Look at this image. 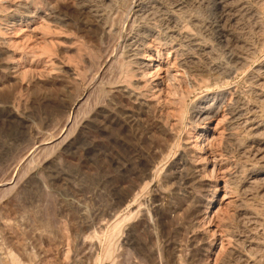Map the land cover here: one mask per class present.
I'll use <instances>...</instances> for the list:
<instances>
[{"label":"rangeland","instance_id":"rangeland-1","mask_svg":"<svg viewBox=\"0 0 264 264\" xmlns=\"http://www.w3.org/2000/svg\"><path fill=\"white\" fill-rule=\"evenodd\" d=\"M242 1L0 0V264H264V0Z\"/></svg>","mask_w":264,"mask_h":264},{"label":"bare ground","instance_id":"bare-ground-1","mask_svg":"<svg viewBox=\"0 0 264 264\" xmlns=\"http://www.w3.org/2000/svg\"><path fill=\"white\" fill-rule=\"evenodd\" d=\"M77 1V0H76ZM242 0H239V2H241ZM243 2V1H242ZM116 4V3H115ZM119 4V3H118ZM242 4V3H241ZM132 6H131V9L133 8V7H136L137 8V10H136V12H138V11H140L139 9H141L142 8V5H143V0H132V4H131ZM92 6V5H91ZM82 7V6H81ZM93 7V6H92ZM130 7V6H129ZM128 7V8H129ZM148 7V6H147ZM156 7V6H155ZM83 8V7H82ZM176 8V7H175ZM29 9H30V7H29ZM131 9L129 8V10H128V12L129 11H131ZM27 10V9H26ZM89 11H90V9H89ZM161 11V10H160ZM166 12V11H165ZM168 12V11H167ZM176 12V11H175ZM180 13V12H179ZM93 14V13H92ZM95 14V13H94ZM98 14V13H97ZM128 14V13H127ZM147 14V13H146ZM161 14V13H160ZM167 16V15H166ZM26 17V19H27V21H28V18H29V20H30V14L28 13V15L27 16H25ZM141 17V16H140ZM175 17V20H174V22L176 23V25H178L177 23H178V19H177V17L176 16H174ZM100 18V17H99ZM102 20V19H101ZM104 20V19H103ZM125 20V19H124ZM101 22V21H100ZM180 23V22H179ZM103 24V23H102ZM144 24V23H143ZM124 25V24H123ZM149 25V24H148ZM176 27H178V26H176ZM101 29H102V31H103V33H109L110 32V30L109 29H107V26L104 24V25H102L101 26ZM175 29V28H174ZM172 31V30H171ZM173 32V31H172ZM173 34V33H172ZM151 37H155V39H157V35H155V32L151 29V28H148V29H144V30H142V32L141 33H138L137 35H135V36H133V37H131L130 39L128 38V40H125L124 41V44H125V46L126 47H133V46H137V48L134 50V54H133V56H134V58H137L138 56H140V54H141V52H140V50H139V48L140 47H143L144 45H146V43H147V41L149 40V38H151ZM132 49V48H131ZM243 61L244 60H242V58H241V62L243 63ZM108 63H110V61H105V65H107ZM112 64V63H111ZM138 65H143V62H138L137 63ZM104 65V66H105ZM123 65V64H122ZM124 66V65H123ZM110 68V67H109ZM113 68V67H112ZM156 68L158 69L159 68V64L156 66ZM154 70V67L152 68V69H149L148 70V72H147V74L146 75H150L151 74V71H153ZM257 70V69H256ZM259 70H257V71H255V72H258ZM131 72H132V70H131ZM154 72V71H153ZM156 72H157V70H156ZM256 79H257V81H260V79H261V75H260V73H258L257 75H256V77H255ZM210 93L211 92H209V90H208V92L206 93V95L204 96V98L200 101V102H198L197 103V105H195V107H193L192 108V112H191V114H192V116H191V122L192 123H194V124H198V126H199V128H200V133H204V134H206V132H207V130H208V122L210 121V120H212L215 116H217L219 113H220V110H221V108H222V105L224 104V102L223 101H225L224 99H225V95H224V93H219V94H213L212 96H210ZM90 95V94H89ZM181 95H182V92H181ZM86 97V92L80 97L79 96V98L78 99H76L74 102H73V104L71 105V107H70V112H69V114H68V117H67V119L65 120V123H64V127H63V129H65L64 131H69V130H71L72 129V127H73V125H74V123H75V121H74V114H75V111H77L78 109H80L81 107H82V101H83V99ZM179 104H180V107H181V109H180V112H181V118L183 117V119H184V117L185 116H187L186 114H187V112L189 111V107L187 108V112H186V110H185V107H184V97L182 96L181 98H180V101H179ZM75 110V111H74ZM241 115V114H240ZM240 115H238L237 117H239ZM243 116H245V114H242ZM240 118H241V116L239 117V120H240ZM243 118V117H242ZM241 118V119H242ZM246 118V117H245ZM238 119V118H237ZM244 120V119H243ZM241 121V120H240ZM239 121V122H240ZM240 124H242V122L240 123ZM263 125V124H262ZM237 127H241L245 132H246V134H248V135H252V136H254L256 133H258L260 130H261V124H258L257 123V121H256V119L255 118H246L245 119V121L243 122V124L240 126H238L237 125ZM51 147V146H50ZM199 149L200 150H203V147L201 146V148L199 147ZM202 153V152H201ZM205 157V156H204ZM26 158V157H25ZM24 158V159H25ZM27 159V158H26ZM29 159V158H28ZM31 160V159H30ZM204 160V159H203ZM24 162V161H23ZM30 162V161H29ZM22 163V162H21ZM25 163V162H24ZM30 164V163H29ZM28 169V168H27ZM15 173H17V172H15ZM15 176H16V174H15ZM146 176V175H145ZM255 177V176H254ZM19 178V177H18ZM254 179V178H253ZM252 179V180H253ZM20 181V180H19ZM255 181V180H254ZM254 181H252V182H254ZM7 183V182H6ZM10 183V182H9ZM8 183V184H9ZM17 182H15V184H16ZM5 184V183H4ZM12 184V183H11ZM14 184V185H15ZM2 187V186H1ZM10 187H12V185L10 186ZM10 187H7V188H9V189H6V188H4V190L6 189L7 191H9L10 189L11 190H13V188H10ZM0 190H2V188L0 189ZM4 190H2V191H4ZM10 190V191H11ZM6 191V192H7ZM9 193V192H8ZM2 194V193H1ZM4 194V193H3ZM127 199V198H126ZM124 218V217H123ZM121 221V220H120ZM120 221H116L115 223H114V225L112 226V234L113 233H115V231L119 228V226H121L122 225V223L120 224ZM122 222V221H121ZM110 232H109V234H107V236L108 235H110V242H111V237L113 238V236H115V234H111ZM112 235V236H111ZM107 241H108V239H107ZM106 244H107V246H108V243L106 242ZM113 243H111L110 245H112ZM110 245H109V247H110ZM113 247V246H112ZM111 247V248H112ZM111 248H108L107 249V247H106V254L108 255H106V257L108 258L109 256H111V254H113L112 253V251H111ZM104 252H105V250H104ZM110 258V257H109ZM13 259V258H12ZM111 259V258H110ZM109 259V260H110ZM15 262H16V260H15ZM99 263V262H98Z\"/></svg>","mask_w":264,"mask_h":264}]
</instances>
